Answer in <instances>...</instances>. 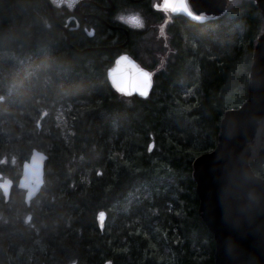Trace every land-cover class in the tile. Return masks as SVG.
I'll use <instances>...</instances> for the list:
<instances>
[{
  "label": "trees",
  "instance_id": "trees-1",
  "mask_svg": "<svg viewBox=\"0 0 264 264\" xmlns=\"http://www.w3.org/2000/svg\"><path fill=\"white\" fill-rule=\"evenodd\" d=\"M113 1L118 11L150 0ZM95 9L111 29L92 21L95 36L81 26L68 42L48 0H0V173L14 185L8 202L0 191V264H215L193 162L247 99L264 11L233 0L215 21L166 27L175 57L140 98L112 88L107 72L126 37ZM143 13L152 35L161 17ZM33 149L48 161L27 207L17 182ZM252 169L264 179V153Z\"/></svg>",
  "mask_w": 264,
  "mask_h": 264
},
{
  "label": "water",
  "instance_id": "water-1",
  "mask_svg": "<svg viewBox=\"0 0 264 264\" xmlns=\"http://www.w3.org/2000/svg\"><path fill=\"white\" fill-rule=\"evenodd\" d=\"M231 1L164 0L162 8L170 9L173 14L193 23L205 24L219 19ZM255 2L264 11V0ZM51 9L54 14V9ZM143 72L151 74L150 87L146 89L149 95L153 87V74L127 54L115 60L107 76L117 93L146 98L148 95L144 96L137 90ZM120 88L125 91L121 92ZM262 153L264 32L259 35L255 46L247 99L238 109L224 112L216 147L193 162V176L200 201L198 213L215 239V264H264V179L252 169ZM47 161L45 152L33 149L29 159L22 164L17 188L25 192L27 207L42 191ZM12 187L13 181L0 173V190L6 202ZM106 219L105 212L102 227L99 225L101 229H104ZM27 221H30V216Z\"/></svg>",
  "mask_w": 264,
  "mask_h": 264
},
{
  "label": "flooded vegetation",
  "instance_id": "flooded-vegetation-1",
  "mask_svg": "<svg viewBox=\"0 0 264 264\" xmlns=\"http://www.w3.org/2000/svg\"><path fill=\"white\" fill-rule=\"evenodd\" d=\"M48 1L50 5L56 9L57 14L59 15V21L56 19V17H54L55 20L54 19L53 20L65 33L66 39L68 37L70 38V32L72 33L75 31L78 32L81 26H83V34H86L89 37L95 36V28L93 26H90V28H88L86 26L87 23H92V21H94L95 23V21L98 20L100 23L104 25L106 24V26L110 28L111 25H109L108 22H106L99 16L97 9L95 8H98V10L99 9L102 10L103 14L105 13L112 14L113 16L112 22L115 23L113 25L120 26V28L118 29L124 32L126 37L125 42L121 44L122 46L118 47V52L116 54V57L114 58L113 65L115 63V60L119 56L127 54L131 56L133 59H135L141 66L147 65L148 67H144V66L143 67L148 69L153 74V79L155 74L158 73L162 68H164L165 64L168 61H170L171 58L175 57V50L172 48L170 44L171 37L169 36V34L166 33V27H168L169 25L170 26L174 25L175 22H182L183 20L191 22L181 15L173 14L170 9L162 8V2L164 0H150L148 5H146L147 9H145L146 6H141V5L138 6V9L136 10L141 13V17H136V20L138 21L139 20L138 18H140L141 21L140 26H131L126 22L120 20L118 18V15L121 13L130 12L126 10L129 7H127L128 5H126L123 6L120 10L115 11V3L113 0H106L105 3H100L98 0H48ZM131 1L132 3L134 2V4H139L142 0L140 1L131 0ZM143 11L144 12L146 11V13L150 12L152 14L157 13L158 16L161 17V21L156 20L154 24L156 31L152 35L148 33L149 27L145 29L147 19L144 17L145 14L143 13ZM144 19H145V25H144ZM194 24L198 26L203 25L196 23ZM131 30L139 33V35L137 36L136 40L133 39V41H131L132 43L130 45L129 41L131 39L130 37ZM89 33H91V35H89ZM150 40L153 41L152 43L156 48H157V44L159 45V50L156 53L150 52V54L146 56L139 55L138 54L139 49L144 48L146 45H148V42ZM141 63H143V65ZM20 192L24 198L25 192L24 191H20Z\"/></svg>",
  "mask_w": 264,
  "mask_h": 264
},
{
  "label": "rangeland",
  "instance_id": "rangeland-1",
  "mask_svg": "<svg viewBox=\"0 0 264 264\" xmlns=\"http://www.w3.org/2000/svg\"><path fill=\"white\" fill-rule=\"evenodd\" d=\"M130 9L131 8L126 9L127 11H130L128 13L119 14L118 18L120 19V17H123V19H120V20L126 22L127 24H129L131 26H140V24H141L140 18H138L139 20L137 21L136 17H141V13L139 11H137L136 9H133V10H130ZM144 25H145V19H144ZM153 30H154V32H153V34H154L156 31L155 27H153ZM152 42H153L152 40H150L148 42V45L150 46V52L156 53L159 50V45L157 44V48H156Z\"/></svg>",
  "mask_w": 264,
  "mask_h": 264
},
{
  "label": "snow or ice",
  "instance_id": "snow-or-ice-1",
  "mask_svg": "<svg viewBox=\"0 0 264 264\" xmlns=\"http://www.w3.org/2000/svg\"><path fill=\"white\" fill-rule=\"evenodd\" d=\"M120 19H123V17H120ZM89 35H91V33H89ZM150 75L151 74L148 73V72H143L142 73L143 79H142V82H141L140 86L137 89L144 96H147L148 95V91L146 89H148L150 87V83H151V81H150ZM120 91L121 92H124L125 89L124 88H120ZM153 146L154 145H150L149 146V150H151V147H153ZM98 174H100V173H98ZM97 216H98V224L102 227V223H103V220L105 218V212L104 211H100L97 214ZM106 264H111V262L108 261V262H106Z\"/></svg>",
  "mask_w": 264,
  "mask_h": 264
}]
</instances>
